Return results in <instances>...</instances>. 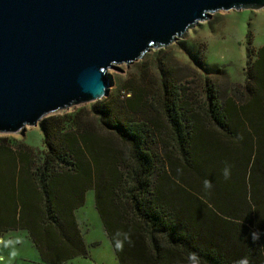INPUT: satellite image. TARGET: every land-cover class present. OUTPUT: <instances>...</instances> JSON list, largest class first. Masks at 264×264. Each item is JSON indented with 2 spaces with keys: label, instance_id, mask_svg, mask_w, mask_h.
Wrapping results in <instances>:
<instances>
[{
  "label": "trees",
  "instance_id": "trees-1",
  "mask_svg": "<svg viewBox=\"0 0 264 264\" xmlns=\"http://www.w3.org/2000/svg\"><path fill=\"white\" fill-rule=\"evenodd\" d=\"M121 91L43 119L40 158L0 137V236L25 231L42 264L85 258L74 214L92 191L118 264H187L190 252L201 264H264V47L237 99L205 84L190 105L187 88L144 75ZM117 231L130 232L122 251Z\"/></svg>",
  "mask_w": 264,
  "mask_h": 264
},
{
  "label": "water",
  "instance_id": "water-1",
  "mask_svg": "<svg viewBox=\"0 0 264 264\" xmlns=\"http://www.w3.org/2000/svg\"><path fill=\"white\" fill-rule=\"evenodd\" d=\"M264 0H0V135L108 95L117 65Z\"/></svg>",
  "mask_w": 264,
  "mask_h": 264
},
{
  "label": "rangeland",
  "instance_id": "rangeland-1",
  "mask_svg": "<svg viewBox=\"0 0 264 264\" xmlns=\"http://www.w3.org/2000/svg\"><path fill=\"white\" fill-rule=\"evenodd\" d=\"M262 47L264 7L216 12L187 30L181 39L177 38L167 47L151 49L140 60L128 66L114 67L122 73L109 69L107 73L112 79V86L109 87L106 97L50 114L45 118L63 117L80 108L89 110L104 99L122 92L124 83L138 75H144L156 84L163 80L177 87L187 88V102L190 105L202 100V88L205 84L216 89L222 102L229 98L237 99L243 91L246 72L255 60V52ZM159 121L163 123L162 118ZM0 137L25 143L35 150L39 158L44 151L39 125L26 127L23 136L17 133L1 134ZM74 215L84 239L86 257L75 258L65 264H118L95 210L92 191L85 194L83 206ZM0 238L21 241L14 246L17 256L13 260L9 259L13 249L0 246V255L5 257L6 264H42L25 231L5 232Z\"/></svg>",
  "mask_w": 264,
  "mask_h": 264
},
{
  "label": "clouds",
  "instance_id": "clouds-1",
  "mask_svg": "<svg viewBox=\"0 0 264 264\" xmlns=\"http://www.w3.org/2000/svg\"><path fill=\"white\" fill-rule=\"evenodd\" d=\"M223 176L227 180L230 178L231 175V165L226 164L223 168ZM204 188L205 190H210L212 188V183L209 180H204ZM252 240L255 242L260 239L261 233L259 232H252ZM131 237L130 232L124 231H117L112 237V243L116 250L122 251L124 244L129 243L131 244ZM21 243L19 239L13 240H4L0 238V246L4 248H12L13 250L9 254V259L13 260L17 256V252L14 250V246L16 244ZM0 264H6L5 257L0 255ZM187 264H201V258L198 256L197 253L190 252L187 256ZM236 264H249V260L247 257L241 258L236 261Z\"/></svg>",
  "mask_w": 264,
  "mask_h": 264
}]
</instances>
